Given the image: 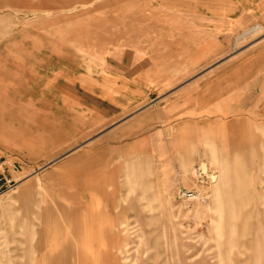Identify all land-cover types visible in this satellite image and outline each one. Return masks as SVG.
<instances>
[{
	"label": "rangeland",
	"instance_id": "rangeland-1",
	"mask_svg": "<svg viewBox=\"0 0 264 264\" xmlns=\"http://www.w3.org/2000/svg\"><path fill=\"white\" fill-rule=\"evenodd\" d=\"M169 1L0 0V158L17 166L14 188L0 196V264H111L109 251L114 264H264V179L233 196L223 165L193 161L184 171L178 163L177 179L165 165L160 193L152 177L141 198L126 174H93L87 204L74 194L79 180L58 181L64 133L56 130L57 108L42 97L45 64L106 53L124 40L163 41ZM235 4L256 18L219 41L210 36L209 67L264 41V0ZM68 184L70 206L57 194ZM182 190L200 200L180 198ZM235 202L241 210H232Z\"/></svg>",
	"mask_w": 264,
	"mask_h": 264
},
{
	"label": "crops",
	"instance_id": "crops-1",
	"mask_svg": "<svg viewBox=\"0 0 264 264\" xmlns=\"http://www.w3.org/2000/svg\"><path fill=\"white\" fill-rule=\"evenodd\" d=\"M236 1L170 0L163 41L124 40L106 53L47 61L42 97L57 108L56 130L64 133L57 137L58 181L79 180L74 194L82 202L89 201L93 174L101 180L126 174L144 198L152 177L160 193L165 165L169 179H177L176 164L185 171L193 161L223 165L233 196L248 180L256 187L264 179V41L207 64L210 36L219 41L256 18L241 15ZM114 162L120 167L108 169ZM70 190L68 184L57 193L69 206ZM107 254L114 264L115 254Z\"/></svg>",
	"mask_w": 264,
	"mask_h": 264
},
{
	"label": "built area",
	"instance_id": "built-area-1",
	"mask_svg": "<svg viewBox=\"0 0 264 264\" xmlns=\"http://www.w3.org/2000/svg\"><path fill=\"white\" fill-rule=\"evenodd\" d=\"M17 166L14 161L8 158H0V196L5 195L14 188L15 180L13 174L16 172ZM203 173H200V176ZM180 198L185 200H200V196L197 193L191 191H179ZM203 200V199H201Z\"/></svg>",
	"mask_w": 264,
	"mask_h": 264
}]
</instances>
